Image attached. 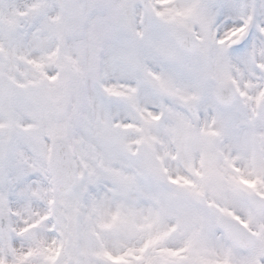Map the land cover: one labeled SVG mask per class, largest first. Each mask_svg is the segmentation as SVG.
<instances>
[{"label": "snow or ice", "instance_id": "1", "mask_svg": "<svg viewBox=\"0 0 264 264\" xmlns=\"http://www.w3.org/2000/svg\"><path fill=\"white\" fill-rule=\"evenodd\" d=\"M0 264H264V0H0Z\"/></svg>", "mask_w": 264, "mask_h": 264}]
</instances>
